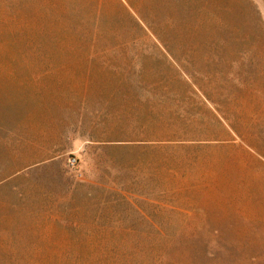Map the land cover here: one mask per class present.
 <instances>
[{
    "label": "rangeland",
    "instance_id": "374dc122",
    "mask_svg": "<svg viewBox=\"0 0 264 264\" xmlns=\"http://www.w3.org/2000/svg\"><path fill=\"white\" fill-rule=\"evenodd\" d=\"M228 89L264 94V0H0V264H264Z\"/></svg>",
    "mask_w": 264,
    "mask_h": 264
},
{
    "label": "crops",
    "instance_id": "0c3cea01",
    "mask_svg": "<svg viewBox=\"0 0 264 264\" xmlns=\"http://www.w3.org/2000/svg\"><path fill=\"white\" fill-rule=\"evenodd\" d=\"M201 88L199 84H196ZM206 101L221 122L220 139L222 142L234 143L219 152L220 169L228 171L230 177L260 181L264 183V94H253L249 91L233 93L228 89L211 97L206 93ZM259 96V97H258ZM222 217L210 218L209 232L221 233Z\"/></svg>",
    "mask_w": 264,
    "mask_h": 264
},
{
    "label": "built area",
    "instance_id": "2783aa9c",
    "mask_svg": "<svg viewBox=\"0 0 264 264\" xmlns=\"http://www.w3.org/2000/svg\"><path fill=\"white\" fill-rule=\"evenodd\" d=\"M77 163V159L75 157H73L72 159L69 160V164L72 166H75Z\"/></svg>",
    "mask_w": 264,
    "mask_h": 264
}]
</instances>
